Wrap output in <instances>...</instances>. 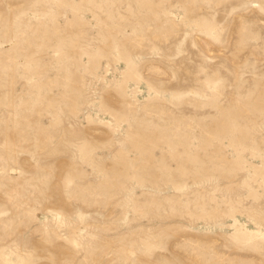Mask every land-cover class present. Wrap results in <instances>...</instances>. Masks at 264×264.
I'll return each mask as SVG.
<instances>
[{
	"label": "rangeland",
	"instance_id": "obj_1",
	"mask_svg": "<svg viewBox=\"0 0 264 264\" xmlns=\"http://www.w3.org/2000/svg\"><path fill=\"white\" fill-rule=\"evenodd\" d=\"M0 264H264V0H0Z\"/></svg>",
	"mask_w": 264,
	"mask_h": 264
}]
</instances>
